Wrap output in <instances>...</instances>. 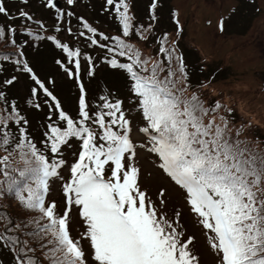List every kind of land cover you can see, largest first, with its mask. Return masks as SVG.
<instances>
[{
    "label": "snow or ice",
    "instance_id": "6c2138e0",
    "mask_svg": "<svg viewBox=\"0 0 264 264\" xmlns=\"http://www.w3.org/2000/svg\"><path fill=\"white\" fill-rule=\"evenodd\" d=\"M76 3L44 0L53 32L73 34ZM105 7L116 34L76 17L84 29L76 36L103 53L94 58L34 14L19 8L11 15L0 0L8 21L0 24V72L13 69L0 79V253L8 264H264V152L254 147L258 137L245 135L251 121L237 124L231 108L193 88L178 49V13L176 39L162 33L151 54L143 46L155 35L158 0L147 23L136 19L131 0ZM16 19L40 31L17 27ZM20 33L58 50L53 63L76 90L74 111L55 76L36 73L27 58L31 41ZM98 67L121 78L125 95L108 87L90 92ZM21 77L29 81L23 108L11 95ZM24 108L40 118L36 128ZM142 172L174 219L158 214ZM76 221L83 230L73 236Z\"/></svg>",
    "mask_w": 264,
    "mask_h": 264
},
{
    "label": "rangeland",
    "instance_id": "374dc122",
    "mask_svg": "<svg viewBox=\"0 0 264 264\" xmlns=\"http://www.w3.org/2000/svg\"><path fill=\"white\" fill-rule=\"evenodd\" d=\"M148 1L131 0L135 12L137 9L141 12L138 21L143 23L148 22L145 13ZM255 1L257 6L255 9L245 6L244 0H164L160 6V11L166 15L170 14L172 8L178 13L183 27L182 38L179 40L184 44L187 43L186 48L191 50L198 48L204 57L208 58L199 59L196 52L190 51L187 53L190 61L185 59L188 67L194 68V64L202 63L212 70V75L220 76L214 80L212 85L214 90L209 89L205 95H202L224 98L226 106L232 109L231 118L235 121L237 117V124L244 119L246 123L251 121V128L245 135L253 140L257 137L264 138V0ZM59 3V7H63L62 1ZM32 7L35 12L43 9L38 3H34ZM87 7L80 3L75 12L90 16ZM245 16H249L246 22L243 19ZM221 19L224 20V27L222 34H218ZM148 48L151 49L150 46ZM187 49L184 51L187 52ZM40 70L46 76L51 75L50 67ZM100 70L104 71L102 67L98 68L94 89L102 87L97 86L101 82V77L110 81L108 88L114 89L111 82L119 80L120 77L103 71L99 73ZM59 77L57 80L61 83V88L58 87L59 96L71 111L75 107L74 91L64 83L63 77ZM115 83L120 86L123 96L125 93L123 84ZM67 89L68 91H65ZM260 141L258 145L254 144V147L264 152V139ZM140 182L142 189H146L147 195L156 205L158 214L163 213L168 218L174 219L173 206L167 201L163 206L160 205L159 188L155 180L146 178L142 172ZM181 223H184L183 217ZM73 228L76 235L78 231L83 230L79 222L73 223ZM205 259L211 261L209 256H205Z\"/></svg>",
    "mask_w": 264,
    "mask_h": 264
},
{
    "label": "trees",
    "instance_id": "16d2710c",
    "mask_svg": "<svg viewBox=\"0 0 264 264\" xmlns=\"http://www.w3.org/2000/svg\"><path fill=\"white\" fill-rule=\"evenodd\" d=\"M43 12H44V11H43ZM43 12H42V13H43ZM17 161H19V158H17ZM7 259H8V256H7ZM3 260L5 261V264H8V261H9V260H6V259H3Z\"/></svg>",
    "mask_w": 264,
    "mask_h": 264
}]
</instances>
